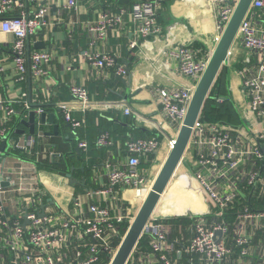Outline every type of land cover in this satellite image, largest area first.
I'll list each match as a JSON object with an SVG mask.
<instances>
[{
	"label": "built area",
	"instance_id": "2783aa9c",
	"mask_svg": "<svg viewBox=\"0 0 264 264\" xmlns=\"http://www.w3.org/2000/svg\"><path fill=\"white\" fill-rule=\"evenodd\" d=\"M15 1L24 7V0ZM83 1L65 0L64 7L76 9ZM209 1L215 8L216 28L222 33L239 0ZM163 2L133 0L129 9L119 7L115 12L101 9L87 25L91 44L104 41L108 30L122 24L125 16L133 33L131 48L159 37L162 28L157 13ZM11 4L12 0H0V14ZM45 11L39 7L29 16L22 9L19 14L0 20L1 30L13 36L10 53L17 81L24 80L29 71L36 77L47 73L50 50L27 51L28 36L47 25ZM237 36L247 51L237 70L246 99L245 106L237 110L240 120L207 122L201 121L200 115L190 139L195 148L191 176L203 199L205 196L211 202L202 211L182 215L191 221V238L182 247L169 240V228L159 222L163 217L150 219L140 236H147L148 249L137 248L139 238L125 264H177L175 256L181 257L182 253L194 260L191 264H264V0L251 1ZM168 54L177 60L178 71L192 81L189 86L157 89L163 114L179 128L208 59H196L191 44L179 45ZM83 57L96 74L127 75L128 69L116 54L84 52ZM69 93V100L54 105L63 120L77 129L82 121L72 116V104L84 109L100 104L89 98L82 85H71ZM21 105L28 112L29 103L24 100ZM37 111L40 114L42 110ZM129 113L126 107L124 114ZM14 114L15 109L8 104L2 122L7 123ZM8 136L6 128H0V141ZM95 142L106 148L112 145L107 132L100 133ZM173 142L174 139L167 140L166 145L171 147ZM32 143L30 138L27 144ZM78 148L86 155L87 142L78 141ZM160 150L156 137L129 138L126 158L109 156L102 165L107 184L86 191L91 202L85 206L84 202H70L69 210L56 214L44 208L40 216L38 203L31 200L23 213L25 225L0 199V264H110L125 233L121 225L125 221L131 223L132 216L121 212V205L120 210H113L94 199L105 196L113 201L122 188H130L136 199L144 196L155 180L152 169L159 161ZM23 177L22 168L9 169L0 163V191L2 181L21 187Z\"/></svg>",
	"mask_w": 264,
	"mask_h": 264
},
{
	"label": "crops",
	"instance_id": "0c3cea01",
	"mask_svg": "<svg viewBox=\"0 0 264 264\" xmlns=\"http://www.w3.org/2000/svg\"><path fill=\"white\" fill-rule=\"evenodd\" d=\"M132 1L84 0L76 9H72L64 7L65 0H24L22 8L12 0L11 7L0 14L1 20L17 15L23 9L30 16L37 8L44 7L47 25L28 36L27 51L47 49L52 55L46 65L45 75L36 77L29 71L24 80L17 81L10 53L13 36L0 28V128L5 127L10 137H18L17 147L22 148L12 151V154L4 151L0 153V163L9 169L22 168L24 173L21 187L9 183L1 185L0 199L21 223H24L23 213L31 200L38 203L42 214L44 208L56 214L69 210L70 202H84V206L91 202L85 195L86 191L91 186L94 188L107 184L102 169L104 161L109 156L114 159L126 158V142L131 137H156L159 140L161 150L158 156L161 162L152 169L155 179L162 169L174 143L170 147L166 145V141L175 137L178 127L163 114L157 89H174L192 84L189 78L178 71L177 60L168 53L179 45L191 44L196 50V59H208L218 42L216 38L221 33L216 28L215 8L209 0H164L157 13V22L162 28L159 37L141 40L131 48L129 42L133 33L129 19L125 16L122 24L108 30L104 41L96 40L91 44L87 25L96 19L99 11L105 9L115 12L119 7L129 9ZM235 34L236 42L233 41L235 44L226 53V61L230 60L231 64L226 67L225 61L222 73L224 88L226 89L227 82L228 98L237 111L246 104L237 70L241 68L240 60L247 55V51L241 46L236 32ZM39 44H43V48H39ZM99 51L116 54L118 61L128 69L127 75L120 77L114 74H96L83 53ZM71 85L84 86L89 98L100 104L86 109L72 104V116L82 121V126L77 129L63 120L61 112L54 105L71 98ZM224 97L226 95L217 102H224ZM24 100L29 103V110H34L37 116V109L46 114L44 124L39 122V117L36 118L35 133L31 137L33 143L26 146L23 135L16 130L28 134L29 127L21 122L15 125L14 120L13 125H10L13 115L7 123L2 122L6 106L12 104L14 109L21 108ZM126 107L130 110L129 114H124ZM51 113H54L53 123L49 122ZM24 114L26 117L27 112ZM53 124L57 125L56 132ZM13 127L15 130L11 132ZM102 132L111 134V147L96 144V138ZM80 140L87 142L86 155L78 154L75 150ZM189 144L192 159L195 148L191 142ZM62 154L66 155V159L73 160L74 169L71 174L77 180L73 187L69 186L66 173L61 175L38 168L40 164L59 163L63 160ZM189 160L190 157L188 162ZM191 161L189 164L192 166L193 160ZM83 163L88 173L84 171ZM186 175H173L170 180L173 184L170 185L169 182L166 193L163 191L156 197V204L163 203L165 208L159 210L155 204L151 215H180L189 212L196 204L201 209L207 207L208 202L203 201L198 186ZM135 200L130 188L119 189L113 201L105 199V196L94 199L113 210H120L121 205V212L129 216L136 213ZM178 217L181 216L175 218ZM159 222L169 228V240L176 246L186 245L191 238L190 218L186 222ZM175 258L177 264H191L194 261L185 253Z\"/></svg>",
	"mask_w": 264,
	"mask_h": 264
},
{
	"label": "water",
	"instance_id": "95a60500",
	"mask_svg": "<svg viewBox=\"0 0 264 264\" xmlns=\"http://www.w3.org/2000/svg\"><path fill=\"white\" fill-rule=\"evenodd\" d=\"M251 1L252 0L238 1L229 22L225 26L217 44L210 53L206 67L196 83V87L189 102L186 115L176 133L173 146L162 166V169L154 180V183L152 184L146 199L139 207L134 219L128 225L110 264H125L140 236L142 235L146 223L150 220L149 218L151 216V212L155 207V204L158 202V199L156 198L157 195L163 192L169 179L173 175L179 160L182 158L189 146L192 136V129L201 115L202 109L207 99L209 98L211 89L220 74L223 63L226 61V53L231 47L234 37L236 36L235 32L237 33L240 22L248 10ZM39 48H43V44H39ZM57 111L59 112V110ZM37 117H39V122L41 124L46 122V114L41 112L39 116H37L34 110H29L26 117L20 119L21 123L29 127L28 134H24V132L21 130H16L18 134L23 135L24 146H26L27 140L30 139L35 133V121ZM53 119L54 113H51L49 115V122L53 123ZM53 129L56 132V124H53ZM18 142V137L8 136L7 138L2 139L0 141V153L4 151L7 152L6 154H9L15 150H22V148L17 147ZM75 150L78 154L81 153L78 147H76ZM73 169L74 168L71 167L65 174L66 178L68 179V184L71 187L77 183V180L71 174ZM1 185L6 186L8 185V182L2 181ZM43 207L44 204L41 205V209H43ZM42 215L43 214L40 213V216ZM23 224H27L25 216Z\"/></svg>",
	"mask_w": 264,
	"mask_h": 264
},
{
	"label": "trees",
	"instance_id": "16d2710c",
	"mask_svg": "<svg viewBox=\"0 0 264 264\" xmlns=\"http://www.w3.org/2000/svg\"><path fill=\"white\" fill-rule=\"evenodd\" d=\"M223 77H224V75H223V73H221L218 76L214 86L212 87L211 92L209 94V98L207 99V101H206V103L202 109V112H201V121L202 120L207 121V122H215V121L226 122L227 121V122H231V123H237L240 120L238 112L236 111L234 106H232L229 98H227V95H226L228 93L227 82H226V89H225L224 84H223V82H224ZM225 95H226V97H224V98H226V100L224 102L219 103L213 99V98L216 99V97L218 98V97H222ZM24 113H26V111L23 109V107H21V108L16 107L15 114L12 116V118H10L12 121L10 123V125H13L14 121H15V125H16V123L20 122V119L24 118V116H25ZM14 127L12 128L11 132L15 130ZM108 134H109V132H108ZM109 136H111V134H109ZM11 154H12V152H11ZM62 156H63L62 157L63 160L60 161L59 163L50 162L48 165L40 164L38 166V168L64 175V173L69 171V169L71 167H74V164H73L72 158L66 159L65 154H62ZM83 165H84V163H83ZM83 168H84V171H86L87 173L89 172L86 169L85 165L83 166ZM91 188H92V186L89 189H91ZM187 219H188V216H181L178 218H175V217L162 218V219H160V221H162V222L163 221L186 222ZM127 225H128L127 222H124L122 224V233L125 231ZM146 241H147V236L144 235L142 238H140V240L137 244V248L144 250V251L147 250L148 246H147Z\"/></svg>",
	"mask_w": 264,
	"mask_h": 264
},
{
	"label": "rangeland",
	"instance_id": "374dc122",
	"mask_svg": "<svg viewBox=\"0 0 264 264\" xmlns=\"http://www.w3.org/2000/svg\"><path fill=\"white\" fill-rule=\"evenodd\" d=\"M236 38V37H235ZM234 41L236 42V39H234ZM234 43V42H233ZM233 43H232V45H233ZM217 43H215V45H216ZM235 44V43H234ZM231 63H230V60L227 62L226 61V66L228 65H230ZM223 65H225V63H223ZM223 67L224 66H222V69H221V71H220V74L222 73V70H223ZM219 74V75H220ZM227 95V98H228V93L226 94ZM213 98V97H212ZM214 100H218L217 99V97H216V99L215 98H213ZM178 127V126H177ZM177 131H178V129H177ZM177 131H176V133H177ZM175 137H176V134H175ZM175 137L173 138L174 140H175ZM190 145V144H189ZM191 146V145H190ZM192 155H193V153H192ZM191 153H190V150H189V146H188V148L186 149V151H185V153H184V155L182 156V158L179 160V162H178V165L176 166V168H175V170H174V172H173V175L175 174V175H180V174H184V175H186V176H188V177H191V179H192V182L194 181V183L196 184V181L194 180V178L191 176V173H193V169L195 168V166L192 164V166L189 164L190 162H192L191 160H193V158L191 159ZM188 157H190V162H188ZM185 160L188 162H185ZM161 162V160L159 159V161H157V165L159 164ZM149 165V164H148ZM147 165V166H148ZM188 166V167H187ZM173 175L171 176V178L169 179V181H168V183H167V185L169 184V182H170V180L173 178ZM171 183V182H170ZM173 184V181H172V183L170 184V185H172ZM166 185V186H167ZM197 185V184H196ZM164 193H166V191H167V187H165L164 188ZM200 193V192H199ZM147 194L148 193H146L144 196H142V197H138L135 201H133V202H140V204H137V203H135V206H136V213H137V211H138V209H139V207L142 205L141 203H143V201H142V199L143 198H145L146 196H147ZM203 201L206 203V202H209V199L207 198V197H205L204 196V199H203ZM184 211L186 210V208H184L183 209ZM181 211V210H180ZM181 212H183V211H181ZM136 213H135V215H136ZM183 214H185V215H188V214H190V212H183ZM183 214H180V215H172V216H163V215H160V214H153V215H151L150 216V218L149 219H153V218H168V217H177V216H182ZM135 215L134 216H132V220L134 219V217H135ZM130 224V223H129Z\"/></svg>",
	"mask_w": 264,
	"mask_h": 264
},
{
	"label": "bare ground",
	"instance_id": "6f19581e",
	"mask_svg": "<svg viewBox=\"0 0 264 264\" xmlns=\"http://www.w3.org/2000/svg\"><path fill=\"white\" fill-rule=\"evenodd\" d=\"M213 15V14H212ZM238 32V31H237ZM147 197V196H146ZM143 199H145V198H143ZM142 199V200H143ZM137 204H140V202H136ZM142 204V203H141ZM156 208L157 209H163V208H165V205L163 204V203H161V204H156ZM202 210H204V209H201V208H199V206L196 204V205H194L192 208H190L189 209V212L190 213H194V212H197V211H202Z\"/></svg>",
	"mask_w": 264,
	"mask_h": 264
}]
</instances>
